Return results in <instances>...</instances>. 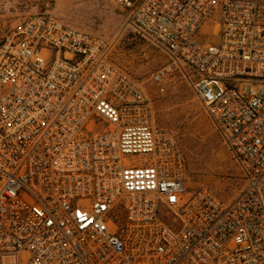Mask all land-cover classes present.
Returning a JSON list of instances; mask_svg holds the SVG:
<instances>
[{
  "label": "built area",
  "instance_id": "2783aa9c",
  "mask_svg": "<svg viewBox=\"0 0 264 264\" xmlns=\"http://www.w3.org/2000/svg\"><path fill=\"white\" fill-rule=\"evenodd\" d=\"M111 1L167 57L156 92L192 89L242 187L188 194L114 40L27 14L0 33V264H264V0Z\"/></svg>",
  "mask_w": 264,
  "mask_h": 264
},
{
  "label": "rangeland",
  "instance_id": "374dc122",
  "mask_svg": "<svg viewBox=\"0 0 264 264\" xmlns=\"http://www.w3.org/2000/svg\"><path fill=\"white\" fill-rule=\"evenodd\" d=\"M32 13L51 14L67 25L114 40L111 56L118 66L144 83L152 101L154 126L171 130L178 138L187 163V193L205 186L225 201L234 197L243 184L238 165L185 82L174 80L167 84L164 94L156 92L148 79L167 57L124 28L125 10L111 0H0V33ZM145 158L136 155L127 160L139 163Z\"/></svg>",
  "mask_w": 264,
  "mask_h": 264
}]
</instances>
